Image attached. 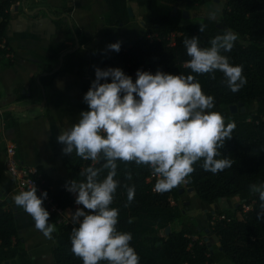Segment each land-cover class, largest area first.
<instances>
[{
    "label": "trees",
    "instance_id": "trees-1",
    "mask_svg": "<svg viewBox=\"0 0 264 264\" xmlns=\"http://www.w3.org/2000/svg\"><path fill=\"white\" fill-rule=\"evenodd\" d=\"M20 1L0 0V57L13 53L12 49H8L5 33L11 12ZM105 1L109 8L110 26L120 27L141 19L145 29L143 37L122 44L119 52L103 51L106 68H120L133 82L138 70L152 74L159 70L172 75H192L201 84L204 93L214 97V108L208 111L238 106L235 114L228 111L224 115L225 124L234 122L235 129L232 138L226 140L220 149L221 156L216 157L232 159L231 168L213 174L202 168L201 160L194 165L195 171L188 178V183L171 191L155 193L156 182L148 181L152 175L150 167L117 161L115 179L119 181V186L110 206L119 210L117 230L132 234L130 246L139 255V264H264L262 202L258 194L250 191V185L264 183V0H226L219 21L198 14L212 0ZM153 2L159 3V10L153 8ZM71 4V0H63L60 8L44 6L39 14L31 16L50 17L58 34L65 38L61 47H48L35 54L40 74L52 72L40 77L43 89L49 88L57 77L64 74L63 67L54 72L51 70L54 64L59 63L61 56L66 58L80 49H88L94 40L89 32L77 30L68 11ZM129 8L133 10V17L129 15ZM184 12L192 15L191 21L186 24H183ZM200 24L206 26L204 32L200 31ZM229 29L238 35V39L230 52L222 54L229 58L233 66H243V75L247 80L237 92L227 87L226 78L219 71L203 75L193 73L188 67L190 57L184 46L185 39L197 37L201 47H209L212 38ZM172 35L176 36L173 43ZM11 65L10 60H0V68ZM107 82H111V79ZM25 98L22 95L17 99ZM241 105H254V109L242 113ZM66 162L72 169L74 180L80 182L85 179L80 173L87 167L100 168L105 161L101 158L94 163L73 153ZM107 171L101 173L100 179L107 175ZM129 173L131 179H128ZM43 174L46 178L45 188L53 202L61 209L75 208L76 194L66 190L69 181ZM129 187L135 189L131 202L128 200ZM190 188L194 189L197 199L208 205H216L219 199L239 200L238 206L224 209L217 218H214V214L210 215L213 223L210 231L218 245L201 241L203 230L199 217L203 215V210L190 208L183 202ZM5 205L0 201V264H33L19 236L16 214L13 210L5 209ZM43 206L50 213L45 203ZM245 207L249 209L245 210ZM83 210L88 212L87 209ZM59 219V214L50 213L48 222L56 228L52 233L53 264H83L71 251L73 226L59 224ZM168 227L170 233L166 231Z\"/></svg>",
    "mask_w": 264,
    "mask_h": 264
},
{
    "label": "clouds",
    "instance_id": "clouds-1",
    "mask_svg": "<svg viewBox=\"0 0 264 264\" xmlns=\"http://www.w3.org/2000/svg\"><path fill=\"white\" fill-rule=\"evenodd\" d=\"M222 4V0H221ZM222 6L209 11L208 18L217 21ZM200 24V31H205ZM238 35L225 31L201 47L200 40H184L188 67L198 75L223 73L227 87L239 91L246 83L243 66H233L222 52H230ZM119 52L121 43L109 44ZM133 82L120 68L95 69V80L83 97L87 111L79 114L78 123L67 127L57 136L64 145L65 155L75 153L94 163L105 161L102 167L89 166L80 175L83 181H69L66 190L76 194L77 208L71 214L73 224L71 251L83 264H139L140 257L130 246L132 234L117 230L119 210L110 207L119 186L115 179L117 161L146 165L157 177L155 190L163 193L182 184L195 171L194 165L203 160L202 168L213 174L231 168L233 160L217 159L226 140L232 138L235 123L225 124L223 115L208 111L214 108V97L206 95L192 75H172L162 71L152 74L138 70ZM214 79L215 76L213 75ZM111 79V82H107ZM105 81V82H101ZM107 175L100 179L101 173ZM128 179H131L129 173ZM258 194L264 214V183L250 185ZM134 187L128 188V200L134 199ZM47 192L37 195L33 185L14 197V203L30 215L35 228L47 239L56 231L45 209ZM82 218V219H81Z\"/></svg>",
    "mask_w": 264,
    "mask_h": 264
},
{
    "label": "crops",
    "instance_id": "crops-1",
    "mask_svg": "<svg viewBox=\"0 0 264 264\" xmlns=\"http://www.w3.org/2000/svg\"><path fill=\"white\" fill-rule=\"evenodd\" d=\"M71 3L68 11L77 30L89 32L94 40L90 48L63 56L61 66L60 60L52 66L53 72L63 67L64 74L49 88L43 89L38 82L44 73L40 74L35 54L48 47H61L65 38L58 34L50 17L31 16L39 14L44 6L58 9L63 0H21L11 12L5 33L8 49L13 53L0 57L2 62L12 61L11 66L0 68V201L6 204L5 209L15 212L19 236L33 264H53L54 241L45 238L35 228L33 218L14 203V197L21 191L5 169L7 142L17 146L21 164L38 168L53 179L74 180L66 162L69 155L63 153L64 145L57 142V136L78 123L79 114L88 110L83 97L95 80V69H107L102 55L109 50L107 46L137 41L145 34L141 19L120 27L110 26L105 0H71ZM34 10V14H29ZM22 95L26 98L18 100Z\"/></svg>",
    "mask_w": 264,
    "mask_h": 264
},
{
    "label": "built area",
    "instance_id": "built-area-1",
    "mask_svg": "<svg viewBox=\"0 0 264 264\" xmlns=\"http://www.w3.org/2000/svg\"><path fill=\"white\" fill-rule=\"evenodd\" d=\"M175 35H172L171 42L173 43L175 39H173ZM2 44V43H0ZM1 46V45H0ZM10 56V55H7ZM1 111V109H0ZM0 116H2L0 112ZM3 128L5 124H2ZM5 169L8 175H10L18 190L25 191L30 189L33 185L37 189V193L41 196L42 193L47 192V198L44 199V203L49 207L50 213L56 212L61 216L59 219V224H67L72 225L74 227H78V224H73L71 214L76 211L77 208H80V205H77L75 208H67L61 209L54 202L49 194V191L45 188L46 178L44 174L38 168L27 167L21 164L17 159V146L11 142H7V146L5 149V157H4ZM157 177L153 174L150 176L148 181L156 182ZM153 192L160 193L153 189ZM71 213V214H70Z\"/></svg>",
    "mask_w": 264,
    "mask_h": 264
},
{
    "label": "rangeland",
    "instance_id": "rangeland-1",
    "mask_svg": "<svg viewBox=\"0 0 264 264\" xmlns=\"http://www.w3.org/2000/svg\"><path fill=\"white\" fill-rule=\"evenodd\" d=\"M226 0H222V4H221V0H212V2L205 8H201L200 13H198L199 15H205L208 16L209 11L212 10L215 6L217 5H221L222 6V12L221 14H219L218 20L219 21L222 17V13H223V7L225 4ZM153 8L156 10L160 9V5L157 2H153ZM192 19V15H190L188 13V18H185V20L183 21V24L188 23L189 21H191ZM176 36L173 37V39H175ZM175 41V40H174ZM246 108V112H251L254 109V105H248L245 107ZM215 112H219L224 115L229 111V107L224 109H217V110H212ZM183 202L188 204V206L190 208L193 207H199L203 210V215H201L199 217V223L200 226L203 230V234H202V238L201 241L205 242L206 244L209 245H218L217 240L215 239V237L213 236V233H211V229H212V224L210 221V215L214 214V218L218 217V214L223 211L226 208H235L236 206H238L239 204V200L238 199H232V200H226V201H222L220 203H217L216 205H208L207 203L200 201L199 199L196 198V196L194 195V193L191 192H186L185 196L183 197ZM249 208L245 207V210H247ZM71 214V213H70ZM195 240H198V238H195Z\"/></svg>",
    "mask_w": 264,
    "mask_h": 264
},
{
    "label": "water",
    "instance_id": "water-1",
    "mask_svg": "<svg viewBox=\"0 0 264 264\" xmlns=\"http://www.w3.org/2000/svg\"><path fill=\"white\" fill-rule=\"evenodd\" d=\"M17 8L18 7L16 6V9ZM35 12H36V10L30 12L29 14H34ZM128 12H129L130 17H133L134 16V13H133L132 8H129L128 9ZM184 18H188V12H184ZM142 24L144 25V23H142ZM78 47H79V45L77 43V47L76 48L78 49ZM62 60H63V56H61V58H60V66L62 65ZM43 75L44 76H47V75H49V73H44ZM38 82H40V80H38ZM237 110H238V106L237 105H234V106L229 107V112L232 113V114H235L237 112ZM241 111H242V113H245L246 112V108L244 106H242ZM188 192H194V189L193 188H190V189H188ZM218 201L220 203L222 200L219 199ZM166 231H167V233H170V228L168 227L166 229ZM7 264H9V263L7 262Z\"/></svg>",
    "mask_w": 264,
    "mask_h": 264
}]
</instances>
